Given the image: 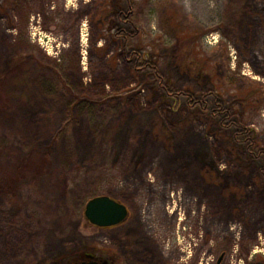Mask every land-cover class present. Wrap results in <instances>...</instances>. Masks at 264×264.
<instances>
[{
    "label": "rangeland",
    "instance_id": "1",
    "mask_svg": "<svg viewBox=\"0 0 264 264\" xmlns=\"http://www.w3.org/2000/svg\"><path fill=\"white\" fill-rule=\"evenodd\" d=\"M130 1L111 21L158 74L106 33L91 60L87 29L85 64L71 42L58 62L43 0L17 40L0 8V264H264V158L236 140L247 125L264 148V0ZM98 195L129 207L120 226L87 219Z\"/></svg>",
    "mask_w": 264,
    "mask_h": 264
},
{
    "label": "flooded vegetation",
    "instance_id": "2",
    "mask_svg": "<svg viewBox=\"0 0 264 264\" xmlns=\"http://www.w3.org/2000/svg\"><path fill=\"white\" fill-rule=\"evenodd\" d=\"M6 0H0V8H4L6 6L5 3ZM76 1V0H75ZM94 0L92 3L85 5L86 2H77L75 4L74 0H43V3L45 5V8L42 9V13L38 16L39 18L36 20V25L33 27L35 30V35H37V39L41 40V34L43 32L47 33L49 36L51 35L53 37V46L55 48H58L57 54H59L58 62H61L62 60H65L68 58L67 51H62V48L64 47L65 42H71L75 46V50L77 51L79 63L85 64V59L90 58V53L87 51V47L84 49V41H83V35L84 30H89L86 34L87 40H89L87 46L91 50V60H93L94 57H97L98 59L104 60L106 57L103 54H98L96 51V47L91 48V46L96 45L98 42V38L101 35L103 38L105 36V33L107 34L106 39L112 40L116 38L117 31L119 28H121V25H117L114 27L113 21H111L112 14H113V5L108 2V0L100 1ZM34 0H12L11 5L9 6V13L11 21L13 22V26L17 29V34L14 40H17L18 37L23 33V31L26 28H32L28 20L23 21L25 17V14H29L28 10L31 9V6L33 5ZM3 14L2 11H0V15ZM42 14V15H41ZM9 20L8 14H5ZM99 16V17H98ZM119 18V13H118ZM33 19V18H31ZM122 22H128V20H121ZM33 25V24H32ZM105 26V28H104ZM92 27L95 29V33L93 34L91 32ZM122 29L126 30L124 27ZM47 36V35H46ZM50 39V37L48 38ZM125 40L122 39V46L125 44ZM108 43V41H107ZM107 43L103 46H106ZM62 45V46H61ZM101 45V44H100ZM107 50V49H106ZM123 50V49H122ZM62 51V53H61ZM124 52V50H123ZM49 53V52H48ZM86 54H89L88 56ZM105 63H107V58ZM61 64V63H60ZM83 69V67H81ZM85 70V69H84ZM58 72L61 73V69H58ZM254 85L259 84L258 81H253ZM261 101V97H258L257 95L254 96L252 103H258ZM247 99L240 97L238 99V104L244 109H247ZM245 128L253 129L252 127H249L247 125H241L236 130V140L239 142H243V131ZM255 130V129H254ZM258 140L257 134H256V141ZM257 145H260V143L257 141ZM253 155V154H252ZM255 157H263V155H254ZM131 211L129 209V215ZM122 224V223H121ZM120 226V224L115 226H110L108 228H115ZM206 251L208 249L206 248ZM227 252H223L218 264L222 263V261L226 260ZM93 258H96L94 255H92ZM87 259V258H86ZM102 263L106 261V264H110L108 259L104 258H96ZM202 264H209V261L207 260L208 257L206 255H203L201 257ZM83 260V259H82ZM241 260V259H239ZM81 261V260H80Z\"/></svg>",
    "mask_w": 264,
    "mask_h": 264
},
{
    "label": "trees",
    "instance_id": "3",
    "mask_svg": "<svg viewBox=\"0 0 264 264\" xmlns=\"http://www.w3.org/2000/svg\"><path fill=\"white\" fill-rule=\"evenodd\" d=\"M115 1H116L115 3L118 6H119V4L121 6V9L119 10V18L121 20H129V18L132 17V13H133V10H134V3H132L129 0L130 1L129 2V9H128V12H126L124 7L122 6V3H118L117 1H119V0H115ZM117 32L118 33H117L116 38H118V39L121 38V39H124L126 41L125 44L122 46V49L124 50L125 57L128 60L129 59H134L135 68L137 70H142L144 68L153 67L154 69H156L155 73L158 74L159 71L157 70L156 65H154L152 63L151 54L149 52H147V50H145L142 47H132L131 48L132 50L128 51V45L133 40L135 35L129 33L127 30L122 29V27L119 28V30ZM131 46H133L132 43H131ZM216 110L218 111V110H220V108L216 109ZM242 140H243V142H247L248 143V150L250 151L251 154L258 155V156L264 154V148L260 147L259 145L256 144L257 143V141H256V131L254 129L245 128V130L243 131V139ZM78 258H80L81 260L82 259H86V255L82 254Z\"/></svg>",
    "mask_w": 264,
    "mask_h": 264
},
{
    "label": "water",
    "instance_id": "4",
    "mask_svg": "<svg viewBox=\"0 0 264 264\" xmlns=\"http://www.w3.org/2000/svg\"><path fill=\"white\" fill-rule=\"evenodd\" d=\"M87 219L94 225L110 227L121 224L129 216V207L109 195H98L89 199L85 207ZM74 264H106L92 258Z\"/></svg>",
    "mask_w": 264,
    "mask_h": 264
}]
</instances>
